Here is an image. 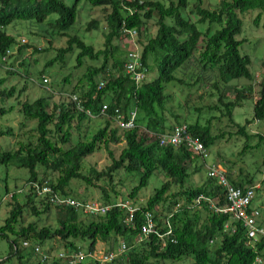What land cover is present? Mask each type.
<instances>
[{"label":"trees","instance_id":"trees-1","mask_svg":"<svg viewBox=\"0 0 264 264\" xmlns=\"http://www.w3.org/2000/svg\"><path fill=\"white\" fill-rule=\"evenodd\" d=\"M80 1L76 0L69 6L64 0H0V64L6 65L16 51L22 55L29 47L34 48V53L47 52L49 48L38 49L27 40L22 44L7 28L21 21L43 24L56 14L57 19L47 24L55 26L58 31H52L50 35L54 39L67 38V45L57 49L56 56L48 60L45 66H54L55 63L63 66L68 55H76L77 68L83 67L86 60L102 62L101 65L87 67L71 95H77L95 115L101 113L104 104L109 106V116L102 117L105 118L104 125L95 131L87 126L84 131L85 123L91 124L94 118L79 111L70 100L53 103V96L48 93L21 103L20 112L24 121L36 122L33 129L36 140L19 142V148L15 150L0 151V163L25 168L30 173L26 200L22 203L18 200L17 192L12 193V200L8 204L9 216L0 227V238L10 245L9 257L31 258L36 255L34 246H43L47 240L54 239L60 241L65 254L84 251L85 246L87 252H93L100 242L106 245L105 251H115L125 241L128 244L127 258L120 257L112 264H185L187 260H191V264H253L258 256L264 261V242L259 241L255 248L250 247L243 221L233 220L231 215L211 208L209 200L216 201L217 206L226 205L225 192L217 184L216 178L208 175L203 180L195 176L201 170L196 165L197 159L201 157L205 161L210 155V147L227 135L245 137L246 148H257L264 144V135L249 133L248 129L256 121H264V81L257 91L259 97L254 102L253 118L247 119L244 125L234 120L235 110L243 107L244 101L255 91L252 58L241 53L240 48L245 40L237 39L243 26L240 14L259 10L256 19L259 22L264 15V0H219L213 8L205 6L204 0H195L191 9L189 0H170L169 3L166 0H125L123 3L120 0H89L91 5L103 7L104 10V44L101 49L88 44L79 35L71 34L76 25ZM150 21H154L156 26V33L152 36L148 28ZM200 25L205 28H200ZM98 26V20L94 19L87 30L98 29ZM124 26L137 29L142 39L139 44L143 68L147 74L156 70L157 78H146L138 85L125 73L129 48L124 44L129 38L122 31ZM34 35L46 36L38 32H34ZM8 50L12 54L3 63L2 57ZM11 68L7 71L8 76L0 75V100L16 94V87H7L9 78L17 72L28 73L25 68V71L13 69L14 64H11ZM187 71L190 72V81L179 76V73L184 76ZM43 72H39L41 78ZM234 79H246L250 84L246 87L234 86L235 95L231 99V82ZM64 82L69 83L70 78L66 77ZM101 82L104 85L100 87ZM209 82V95L216 97L217 94L218 97L217 104L207 109L220 112L221 117H211L202 123L200 116L191 121L171 114L176 125L188 126L190 134L204 145L207 156L202 157L183 144L177 147L161 145L160 135L176 126L171 125L167 117L170 112L168 105L172 101L167 91L176 83L183 88L199 89ZM25 90L26 87H23L20 93ZM12 107L0 106V116L13 111ZM116 109L125 120H128L130 111H137L132 129H122L114 123ZM215 118H228L237 130L233 133L214 132L211 122ZM24 126L25 123H22V128ZM7 135H14L12 127L0 131V137ZM254 138L258 139L256 145L250 143ZM119 144H124V147L116 156L112 146ZM102 148L108 151L111 164L100 172L93 169L89 176L84 175L83 160ZM120 170L140 175L139 184L128 197H123L113 184V176ZM52 173H58V177L53 178ZM156 173L163 175L166 181L146 202L137 206L140 191L147 187ZM228 178L234 186L242 188L254 182L250 175L239 180ZM73 180L84 181L101 189L102 204L123 199L136 205V227L130 228L124 224L126 213L120 207L112 208L105 215L84 218L74 208L59 207L45 198L41 199L30 188L35 181H49L58 195L76 198L70 187ZM101 180L110 187L108 190L96 183ZM257 190L260 188H256V195ZM6 194H10L8 188ZM52 210L58 212L57 226L47 223L40 225L43 217L50 215ZM145 212L154 215L163 228L162 232H167V221L170 222L173 231L165 238V244L157 236L137 243ZM27 215L36 217V220L27 222ZM227 224L229 229L226 228ZM25 242L31 246L25 247ZM28 249L30 251L25 254ZM49 255L51 257L47 262L40 259L38 264H64L63 258ZM86 263L90 264H83Z\"/></svg>","mask_w":264,"mask_h":264},{"label":"rangeland","instance_id":"rangeland-1","mask_svg":"<svg viewBox=\"0 0 264 264\" xmlns=\"http://www.w3.org/2000/svg\"><path fill=\"white\" fill-rule=\"evenodd\" d=\"M170 0H166L169 3ZM191 9L195 0H189ZM219 0H204V5L210 8L216 6ZM66 4L72 6L76 0H64ZM259 10H251L240 14L243 26L242 32L237 36L238 40H245L240 50L242 54H247L252 58L251 69L255 74L254 82V93L244 101L243 107H239L234 112V120L236 123L244 125L247 119L253 118V106L255 100L259 97L257 91L261 89L260 83L264 81V15L261 16L259 22H256L259 16ZM57 15H52L48 21H53L57 19ZM97 19L99 26L98 29L87 30L90 21ZM104 10L103 7H94L90 4L89 0H81L78 5V17L76 25L72 28L71 34H77L82 39H84L88 44H92L96 49H101L104 44ZM34 24L31 22H17L16 25H12L7 28L8 32L14 34L17 39H25L30 45H35L38 49L49 48L47 52L34 53V48L29 47L28 51L18 54L17 51L13 58H11L8 63L0 64V75L8 76L7 71L11 64H14L16 70L27 71L28 73H19L8 79L7 87H16V94L12 98L6 100H0V106L10 107L13 106V111L7 112L5 115L0 116V131L5 130L8 127L14 129V135L0 137V151L15 150L19 148V142L27 143L29 141L36 140V133L33 130L36 126V122H25L24 116L20 112V105L25 100H35L41 96L50 93L53 98V103L67 102L68 95H71L75 85L79 83V80L83 78L86 73L87 67L91 65H101L102 62L94 63L90 60H86L84 66L81 68L76 67V55H71L66 57V62L62 66L60 63L54 64V66H45V63L56 56V50L67 45V38L55 39L52 38L50 32L58 31L55 26H49L47 23ZM149 35H154L156 33V26L154 21H150L148 24ZM200 28L204 29L205 26L200 25ZM56 31V32H57ZM34 32L45 34L46 36H36ZM139 35L137 36V41L139 43ZM127 48L131 47L129 39L126 44ZM4 67V68H3ZM25 68V70H24ZM16 70H14L16 72ZM42 78L39 76V72L43 71ZM28 74V75H27ZM158 73L155 70L147 74L148 80H153L157 78ZM180 77H184L185 81H190V72L187 71L183 76L179 73ZM69 77L70 82H64L65 78ZM47 78L49 83H43L42 79ZM64 82V84H63ZM172 84V83H171ZM210 82L201 86L199 89L192 88L189 89L181 87L178 83L171 87L167 93L172 97V101L169 103L168 108L170 110L167 113L169 123L171 125H176L174 118L171 114L179 115L181 118H188L189 120H195L200 116V121L206 123L211 117H221L220 112L210 111L207 108L210 105L217 104V97H211L209 92ZM250 83L246 79H234L231 82L230 98L233 99L235 93L233 92V87H246ZM171 86V85H169ZM168 86V87H169ZM26 87V90L20 93V90ZM22 94V95H21ZM105 118L98 119L94 118L93 122L85 123L84 131L87 126H90L91 131H95L99 126H103ZM22 123H25L24 128H22ZM214 127V132L221 133L223 131L232 133L237 130L235 126L229 123L228 118H217L213 119L211 122ZM249 133H261L264 135V121H256L254 124L248 126ZM83 131V132H84ZM77 136V135H76ZM229 135L226 138L217 141L209 149L210 155L204 161L203 158L199 157L196 161V165L201 169L199 173H196L197 179L206 180L208 178L210 169L215 165L223 170H225L231 178L239 180L242 177L250 175L253 179V185L260 188L257 193V197L254 204L258 207L264 208V191H263V181H264V144L257 148H246L247 140L245 137L233 134L230 139ZM258 142L257 138L251 140L252 145H256ZM124 144L113 145L112 150L115 152L116 156L121 153ZM219 161V162H218ZM111 164V159L108 155V151L102 148L94 153L92 156L87 157L83 160V174L89 176L91 171L97 170L98 172L106 169ZM220 164V165H216ZM42 173V172H41ZM30 173L28 169L18 168L15 165H7L0 163V227L5 224V220L9 216V202L11 201V195L13 192H17V197L20 202H24L25 192H28L29 187L27 186V179ZM53 178L58 177V173H52ZM114 186L116 190H119L123 197H128L131 190L137 186L140 182V175L137 173H127L123 170L116 172L113 176ZM166 181V178L160 173H156L149 181L147 187L143 188L138 197L137 206L143 204L151 197L157 189H159L162 184ZM96 183L100 184L107 190L110 188L106 185L103 180ZM250 186V185H248ZM70 187L73 189L72 195L80 200L86 201H97L102 203V191L101 189L88 185L84 181L73 180ZM8 188L10 194H6V189ZM24 190V193H20V190ZM111 195L114 196L112 191ZM123 200V199H121ZM135 205V207H137ZM57 216L58 212L52 210L50 215L44 216L42 221L39 223L43 225L47 223L53 227L57 226ZM84 216V215H83ZM89 216H84L88 218ZM26 221H34L36 217L27 215ZM46 219V221H45ZM45 221V222H43ZM7 240L0 238V264H38L42 256L33 255L31 258L24 257L20 258L15 255L14 257H9L10 247ZM106 245L100 242L97 245V250H104ZM42 252L49 255H59L64 248L60 241L57 240H47L43 246H41ZM32 250V249H31ZM84 252L87 253V246L83 248ZM30 251L28 249L25 254ZM185 264H191V260H187Z\"/></svg>","mask_w":264,"mask_h":264},{"label":"built area","instance_id":"built-area-1","mask_svg":"<svg viewBox=\"0 0 264 264\" xmlns=\"http://www.w3.org/2000/svg\"><path fill=\"white\" fill-rule=\"evenodd\" d=\"M122 3L125 0H120ZM129 12H133L130 8L126 7ZM122 31L128 35L131 47L129 48V53L127 61L125 64V73L136 82V84H141L147 78L146 69L143 68L141 63L142 50L140 44L137 41L138 31L136 28L123 27ZM22 44L26 42L25 39H19ZM12 54L11 50H8L6 55L2 57L3 63L7 61L9 55ZM44 83H49L47 78L44 79ZM104 85V82L100 83V87ZM68 100L76 106V108L82 113L87 114L92 118H102L108 117V104H104L99 115L93 114L89 109H87L82 102V100L77 95H68ZM137 116V111L132 110L129 113L128 120L124 119V116L120 113L119 109L115 110L114 123L122 129H132L135 124V119ZM188 126L176 125L172 130L167 133L160 135L161 145H186L194 153L201 155L202 157L207 156V150L204 145L197 139H195L188 131ZM210 177H214L217 180V184L222 187L225 192L226 205L217 206L216 201L209 200L210 206L216 212H222L231 215L233 220L243 221L245 228L247 229V244L255 248L259 241L264 242V208H259L254 204L257 197L256 186L247 187H236L234 186L227 175V172L222 168L215 166L211 169L209 173ZM41 199H46L47 202L58 205L59 207H71L84 216H100L105 215L114 207H120L125 209V219L124 224L127 227H136V212L137 207L133 206L129 201L119 200L118 202H113L110 204H102L97 201H83L71 196L65 197L58 195L53 188L50 186L49 181L39 183L35 181L32 183L31 187ZM23 193L24 190H20ZM11 200H12V194ZM203 197H200L201 199ZM198 199V201H199ZM169 220V219H168ZM229 229V224L226 225ZM162 226L155 220V217L150 212H145L143 214V222L139 227V234L137 236V243H142L149 240L151 236H157L163 240L165 244V238L172 234V227L169 221H167V232H162ZM25 247L31 246L29 242L24 243ZM34 251L36 255L42 256L43 262H47L51 255H47L42 252L41 246H34ZM128 251V244L122 241L115 251H105V250H95L93 252H72L70 254H65L62 252L58 256L63 258L64 264H83L84 262H90V264H112L115 263L120 257L127 258L125 255ZM123 258V259H124ZM122 259V260H123ZM87 264V263H86ZM253 264H264V261L260 256H258Z\"/></svg>","mask_w":264,"mask_h":264},{"label":"crops","instance_id":"crops-1","mask_svg":"<svg viewBox=\"0 0 264 264\" xmlns=\"http://www.w3.org/2000/svg\"><path fill=\"white\" fill-rule=\"evenodd\" d=\"M7 64V63H6ZM4 68V67H3ZM12 69V68H11ZM219 162V161H218ZM216 165H220V164H216Z\"/></svg>","mask_w":264,"mask_h":264}]
</instances>
